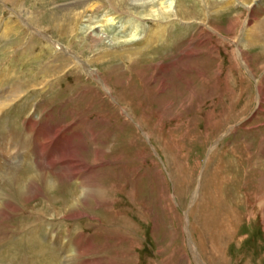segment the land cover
<instances>
[{
	"label": "rangeland",
	"instance_id": "obj_1",
	"mask_svg": "<svg viewBox=\"0 0 264 264\" xmlns=\"http://www.w3.org/2000/svg\"><path fill=\"white\" fill-rule=\"evenodd\" d=\"M81 1L85 0H0V74L10 84L22 82L14 101L5 103L9 107H4L0 130L7 132V124L23 128L37 106L44 116L39 120L34 114L27 123L37 131L35 151L24 159L30 170L26 183L42 170L66 175L53 194L55 205L46 206L38 196L24 206L14 202L17 212L11 209L4 215L0 211V264H25L23 257L26 264H63L65 251L56 245L66 247L60 244L65 235L70 240L80 232L84 240H90L96 253L93 258H100L102 264H201L191 238L206 264H264L262 214L250 224L243 203L244 193H260L258 180L264 181V169L254 166H264V102L263 109H258L260 90L264 92V0L248 1L253 11L240 43L246 10L232 7L229 0H179L187 9L183 19L149 17V12L134 11L129 5L120 10L114 26L87 30L85 22L72 35L63 31L64 20L58 25L49 19L50 12L59 10L61 17L64 5ZM99 1L129 4L136 0H94ZM209 9L220 13L208 23ZM99 11L94 21L102 20L107 12L114 16L112 10ZM22 16L28 18L29 27L21 24ZM236 19L237 30L232 27ZM153 29L160 32L151 38ZM254 29L263 37L257 43L245 42ZM36 30L50 34L96 68L119 103L83 77L80 68L79 72L73 65L67 68V62L61 63L68 58L76 65L74 59L39 38ZM133 33L135 42H129ZM193 36L195 42L188 49ZM118 37H126L127 42H117ZM238 49L246 55L251 71L242 63ZM125 50L128 57L123 56ZM53 63L54 67L58 63L65 66L56 78L43 71L46 64ZM44 74L50 78L48 85ZM63 124L73 126L71 134L67 127L58 129ZM47 137H52L53 150L47 153L49 162L41 163L37 139ZM62 140L66 142L64 151L58 146ZM7 160L0 156V162ZM91 176L95 180L92 199L86 205L78 199L85 193L82 180ZM224 177L233 179L231 186L218 195L211 189L203 194L206 181L219 185ZM4 182L5 177L0 179V193ZM246 182L249 188L244 186ZM235 191L243 194L233 198ZM219 196L226 208L232 205L242 218L232 228V211L228 228L218 227L217 209L224 208L216 205ZM2 198L6 199L5 192L4 201ZM201 208L210 210L208 216L212 211V225L198 221ZM33 211L42 215L41 223ZM34 227L36 231L29 232ZM54 231L59 236V242L53 241L56 245L51 243ZM25 253L28 255L23 256Z\"/></svg>",
	"mask_w": 264,
	"mask_h": 264
},
{
	"label": "bare ground",
	"instance_id": "obj_2",
	"mask_svg": "<svg viewBox=\"0 0 264 264\" xmlns=\"http://www.w3.org/2000/svg\"><path fill=\"white\" fill-rule=\"evenodd\" d=\"M87 0H85V1H81V2H71V4H68V5H64L61 9H60V11L62 12L61 14H62V16L61 17H58V11L59 10H55V13L53 12H50V15H49V19L51 20V21H54V22H56L57 21V23L56 24H58V25H60V21L62 22L63 20H64V27L62 28L63 29V31L65 32V33H67V32H69L68 34H74V32H75V30L76 29H78V28H81L82 27V25L85 23V22H87V25H86V27H85V29L87 28V30H94V29H96V28H101L102 30L104 29V28H109V26H114L115 25V22H116V18H118V17H120L121 16V12H120V10L122 9H124V8H126V9H129V5L132 7V9L134 10V11H141V10H143V12L144 13H146V12H149L150 14L148 15L149 17H163V18H169V19H173V18H184L183 17V13H185L184 11H186L187 9H186V5L185 4H183L184 2H179V0H176V1H170V0H164V1H159V0H136V1H133V2H130L129 4H126L125 2H100L99 1V3H97V2H94V0H93V2H86ZM157 1V2H156ZM186 1V0H185ZM204 1V0H203ZM248 1H250V0H243V2L241 1V0H229V2L231 3V4H236L235 2H240V3H242V4H245L246 6H247V8H250V6H248ZM160 2V3H159ZM228 2V3H229ZM14 4L15 3H17V4H21L20 2H13ZM54 4V3H53ZM62 5V4H61ZM190 5V4H189ZM188 5V6H189ZM209 5V4H208ZM110 6V7H109ZM207 6V5H206ZM214 6V5H213ZM208 7V6H207ZM110 8V9H109ZM148 8H150V11H147L148 10ZM252 8V11H253V6L251 7ZM20 9V8H19ZM102 9H104V10H112V11H114V16H110L109 14H108V12H107V15L106 16H103L102 17V20H96V21H94V15H96L97 17H98V15H99V13H100V11L99 10H101L102 11ZM124 11V10H123ZM209 13L207 12V14H208V23H209V18H212L213 17V15L214 14H216V13H220L219 11H216L215 9L214 10H212V9H209ZM131 12V11H130ZM136 12V13H137ZM111 13H113V12H111ZM140 13V12H139ZM139 13H137L138 15H139ZM126 14V13H125ZM186 14V13H185ZM60 15V14H59ZM127 15V14H126ZM126 15H124L125 17H126ZM252 15V14H251ZM117 16V17H116ZM134 16V15H133ZM185 16V15H184ZM135 18L136 19H140L138 16H135ZM20 19L22 20V21H20L21 22V24L22 25H24V26H27V27H29L30 25L28 24V22H29V20H28V18H26V17H24V16H22V17H20ZM148 19H150V18H148ZM71 20H72V22H71ZM204 21H206V19L204 20ZM59 22V23H58ZM250 22V21H249ZM205 23V22H204ZM263 23V22H262ZM81 24V25H80ZM239 24V21L236 19L234 22H233V28L234 29H236V27H237V25ZM260 24V23H259ZM62 25V24H61ZM161 25V24H160ZM159 24H158V26H160ZM164 25V24H163ZM239 26V25H238ZM77 27V28H76ZM60 28V27H59ZM232 28V31L234 30ZM238 28V27H237ZM253 28V27H252ZM251 28V29H252ZM262 28V27H261ZM85 29H82V30H85ZM159 29V28H158ZM161 29H162V31L164 30H166V27L165 26H163V27H161ZM21 30V29H20ZM86 30V31H87ZM237 30V29H236ZM257 30V29H256ZM124 31V30H123ZM152 31H154L153 32V34H152V36H150L149 35V37H151V38H153L154 36H157L158 34H159V32H160V30H159V32L157 31V29L156 30H152ZM85 32V31H84ZM107 32V31H106ZM135 32V31H134ZM236 32V31H235ZM244 32V31H243ZM252 32V33H251ZM16 33H19V31L18 30H16ZM37 33V32H36ZM126 33V32H125ZM47 34V33H46ZM136 33H133L132 34V36L130 35L129 37H131V39H130V41L129 42H135V41H133V40H135L136 39V36L137 35H135ZM139 34V33H138ZM38 36H40L41 34L39 33V34H37ZM48 35H50V34H48ZM209 36H211L210 34H208ZM51 36V35H50ZM76 36V35H75ZM77 36H79V35H77ZM76 36V37H77ZM263 37V35H262V33H256L255 32V29H254V31L253 30H249V37H248V34H247V39H245V42L247 41V42H251L250 44H252V43H257L259 40H260V37ZM208 37V36H207ZM252 37V38H251ZM113 38V37H112ZM115 39H116V37H114ZM126 37H123V38H121V37H118V39H117V42H120V43H123V44H125L127 41H126V39H125ZM264 38V37H263ZM52 39H54L53 37H52ZM107 39V38H106ZM114 39V40H115ZM251 39V40H250ZM102 41H101V43L103 44V42L105 43V39L103 40V39H101ZM46 42H48L47 40H45ZM258 45V44H257ZM53 47H55L56 48V50H59V52H66V51H64V50H61V49H64V47L63 48H61L60 46V44H57V45H55L54 46V44L52 45ZM59 46V47H58ZM244 47H245V45H244ZM105 49V48H104ZM245 49H247V48H245ZM105 54H106V50L105 51H103ZM238 52H239V55H240V57H241V59H242V63L247 67V69L249 70V71H251L250 70V68H249V63H248V60H246L245 59V56L246 55H244V53H242L241 51H240V49H238ZM70 51L68 50L67 51V53L65 54V55H67V56H69L70 58H73L70 54ZM122 53H123V56H129V52L128 51H122ZM137 53V52H136ZM246 53V52H245ZM57 54V53H56ZM57 56H58V54H57ZM54 58H57L56 56L54 57ZM124 58V57H123ZM104 59V58H103ZM99 60V59H98ZM53 61V60H52ZM52 61H50V62H52ZM55 62V61H54ZM64 62H67V68L70 66V65H73L74 67H75V69L77 70V71H79L80 69H81V71H82V68H81V64H79V63H76V65H74V63L73 62H71L68 58H63L62 60H61V63H64ZM85 62H87V61H85ZM56 63V62H55ZM88 63V62H87ZM248 64V65H247ZM54 63L53 64H51V65H48V64H46L44 67H43V71H49L50 72V74H51V77H55L56 78V76L57 75H60V73H61V71H63L64 69V65L62 64V65H60V63H58V65L56 66V67H54ZM80 68V69H79ZM61 69V70H60ZM63 69V70H62ZM72 70H73V68H72ZM43 73V72H42ZM72 72L70 71L69 72V74H71ZM73 73L76 75L77 74V72L75 71V70H73ZM42 76H43V74H41ZM78 75V74H77ZM44 76H46L45 77V81H48L47 83H46V85H48V84H50V78L49 77H47V75L46 74H44ZM54 78V79H55ZM14 79V78H13ZM4 81H5V79H4ZM21 82V81H20ZM22 83V82H21ZM20 83V84H21ZM44 83V82H43ZM42 83V84H43ZM20 84H14V85H16V86H14V85H11V86H9V87H7L6 85H5V83H1V87H0V102L3 100V103L1 102L0 103V112L1 111H3V109L4 110H6L8 107H9V105H6L5 103L6 102H8V101H10L11 99H12V97L13 96H15L16 95V93H18L19 92V90L22 88H20L19 86H20ZM13 86H14V88H13ZM50 86V85H49ZM99 87V86H98ZM109 87V86H108ZM46 88V87H45ZM100 88V87H99ZM101 89V91H102V88H100ZM103 92V91H102ZM262 89L260 90V96H259V107H258V109L259 110H261V109H263V104H262V102H264V94H262ZM264 93V92H263ZM115 95V94H114ZM116 96V95H115ZM117 98V97H116ZM15 99H16V97H15ZM118 99V98H117ZM13 101H14V99H12ZM118 102H119V100H118ZM5 106H7L6 107V109L4 108ZM128 115L129 116H131V114H129L128 113ZM28 123V122H27ZM146 125H148V124H146ZM27 126H28V130H26V133L28 134V136L30 137V138H32V136H31V133H35V131H37V127L35 128V127H33V126H30L29 124H27ZM28 131V132H27ZM26 133H24V135L26 134ZM36 134V133H35ZM22 135H23V132H22ZM24 140V146H23V148H22V151L25 153V156L28 158V155H29V153H27L28 152V145H29V141L30 140H27V139H23ZM21 144H22V141H21ZM34 144L36 145V139L34 140ZM16 145V139H14L13 140V138L7 133H5L4 131H2V130H0V149H2V153H0V156L2 157V155H4V156H6V158L8 159L7 160V162L6 161H4V162H6V163H3V162H0V179L2 178V179H4V177H5V182H4V186L3 187H1V193H0V211H4V215H6V211L7 210H14L13 209V207L15 206V203L17 202V203H21V205H26V204H28L30 201L32 202V201H34L35 199H37L38 198V196H42L43 198H44V200L46 201V206H53V205H55L56 203H57V200H56V198H54V193L58 190V188L60 187V186H62V183L64 182V180H63V177L64 176H66V175H63V177H61V175H58V174H56V173H53V172H50V171H47V170H42L41 171V175H39L38 174V177H36V178H34V179H30L29 180V183L30 184H27L26 183V179H27V176H28V174L30 173V170L26 167V163H25V160H22V158L18 161V160H16V156H17V154L16 155H14V149H15V146ZM51 145V144H50ZM58 146H59V148L61 149L62 148V151H64L65 149H66V142L64 141V140H62L61 142H59L58 143ZM58 149V148H57ZM52 150H53V148H52ZM22 151H20L19 152V154H18V157H21V153H22ZM35 151V146H34V150L32 151V152H34ZM1 152V151H0ZM47 153V152H46ZM45 153V154H46ZM28 154V155H27ZM47 156V155H46ZM52 156H56V153H54ZM16 157V158H15ZM5 158V157H4ZM3 158V159H4ZM26 158V159H27ZM108 163H113V162H107L106 164H108ZM106 164H103V166H105ZM5 166H7V167H5ZM102 166V167H103ZM220 166H222V165H220ZM254 166H256L259 170L261 169V171H263V169H264V166H261L260 164H258V163H256V165H254ZM5 167V168H4ZM12 167V168H11ZM101 167V165H100V168H102ZM8 168H10V169H8ZM96 168H97V166H96ZM224 168V167H223ZM222 168V169H223ZM7 169V170H6ZM10 170V171H9ZM250 170H252V167L250 168ZM10 174V177H8V175ZM220 175V174H219ZM235 175V174H234ZM7 176V177H6ZM211 177V176H210ZM231 177H233V176H231ZM235 177V176H234ZM217 178V177H216ZM218 178H220V177H218ZM222 178V177H221ZM206 179V178H205ZM209 179H211V178H209ZM234 179H236V178H234ZM238 179V178H237ZM207 180V179H206ZM3 181V180H2ZM94 178L91 176L90 177V179H86L85 181H83L82 180V182H83V188L85 189V193H82L81 194V196L79 197V202H82V200H85V202H83V203H87L89 200H91L92 199V197H91V189H92V185H93V183H94ZM209 181V180H208ZM235 181V180H234ZM237 181H239V180H236V182ZM204 182V181H203ZM221 182H222V184H221ZM184 183V182H183ZM206 183V185H204V187H203V194H209L208 192H207V190H213L214 192H216V194L217 193H221V191H223L229 184H230V186H231V184L233 183V179L231 178V179H229V178H223L222 179V181H220V183H219V185H218V183H212L211 185H209V183L206 181L205 182ZM248 182H246L245 184H244V186H246V187H248L246 184H247ZM258 185H257V187H258V189L260 190V193H258L257 191H251L250 192V190H249V192H245L244 194H245V196L243 197L244 199H245V201L243 202L244 203V205L246 204V209H247V211L246 212H244L245 213V218H247V220H248V222L250 223V224H252V221L256 218V217H258L260 214H262V223H263V225H264V181H263V179H260V180H258ZM29 185H30V188H29ZM64 185V184H63ZM86 186H88L89 188H88V191L86 190ZM92 186V187H91ZM209 187V188H208ZM216 187H217V190L215 191V189H216ZM6 188L8 189L7 191H6ZM208 188V189H207ZM243 188V187H242ZM245 188V187H244ZM243 188V189H244ZM249 188V187H248ZM239 189V188H238ZM258 189H256V190H258ZM235 190V189H234ZM241 190V189H240ZM245 191V190H244ZM3 192V193H2ZM4 192H5V198L6 199H3L4 201H2L1 200V197H3V194H4ZM15 193V194H14ZM34 193V194H33ZM239 194H243L242 192H236L235 191V194H233V198H237L238 199V195ZM205 195H204V197H205ZM211 195L213 196V193L211 192ZM218 195V194H217ZM51 196V197H50ZM243 196V195H242ZM220 197V196H219ZM218 197V199L219 200H217V202H219V204H216V205H220L219 206V208H222V206H226V202H224V203H222V197H220L219 198ZM207 198V197H206ZM203 199H205V198H203ZM221 199V200H220ZM11 200H12V202H11ZM206 200V199H205ZM208 200V199H207ZM223 200H226V199H223ZM212 201V200H211ZM254 203H253V202ZM15 202V203H14ZM252 202V203H251ZM211 203V202H210ZM238 203H240V202H238ZM198 204H200V203H198ZM207 204V203H206ZM253 204V206L254 207H252V208H254L255 210H251L252 208L250 207V205H252ZM87 205V204H86ZM215 205V204H214ZM240 205V204H239ZM242 205V204H241ZM203 206V205H202ZM224 206V208H222V209H217L218 210V212H217V218H215V219H217V220H220V223H219V226L218 227H221V228H223V229H225L226 228V224H227V220H228V217L230 216L231 217V214H230V211H232L233 213H235L234 215H235V217H231V220H230V223H231V228L232 227H234L235 225H233V224H236V223H238L240 220L242 221V218H241V216H238L239 215V212L237 211V209H235V207L234 208H232V205H230V204H227V208ZM199 207V206H198ZM207 207V206H206ZM210 210H212V207L211 208H209ZM208 209V211H207V209L206 210H204V209H202L201 208V213H202V215H204V217H205V219H204V217L201 215V213H200V217H199V220L198 221H204L205 223H206V225H207V223H210L211 225H212V218L214 217V216H212L213 215V213H212V211L209 213V216L207 215L208 214V212L210 211ZM14 211H18V210H14ZM204 211H207V212H204ZM224 212V213H223ZM33 213H34V216L36 217V218H38V221L41 223L42 221V215L38 212V214H37V212L36 211H33ZM220 213H221V217H220ZM215 214V213H214ZM228 214V215H227ZM0 215H1V213H0ZM59 214H57L56 213V216H58ZM81 215H82V213H81ZM81 215H78V217H80ZM227 215V216H226ZM210 217V218H209ZM244 217V216H243ZM220 218V219H219ZM79 220V219H78ZM257 220V219H256ZM196 221V220H195ZM197 221V222H198ZM51 222V221H50ZM197 222H195V224L197 223ZM52 223V222H51ZM203 224V223H202ZM205 225V224H204ZM41 227V226H40ZM204 228V227H203ZM228 228V227H227ZM226 228V229H227ZM29 229V228H28ZM27 229V230H28ZM32 229V228H31ZM31 229H29V232H35L36 231V227H34V229L33 230H31ZM39 230H41V229H39ZM211 230H212V227H211ZM26 231V230H25ZM210 231V230H209ZM29 232H27V233H29ZM225 232V231H224ZM211 233V232H210ZM232 233H233V231H232ZM236 233V230L234 231V233L233 234H235ZM224 234V233H223ZM228 234V233H227ZM227 234H226V236L224 237L225 239H227L228 238V236H227ZM55 235V236H54ZM54 237L52 238V241H56V242H59V236L56 234V231H54ZM211 235V234H210ZM66 237L64 238V239H62L60 242V244H62V245H64V244H67L66 245V247H62L61 249L59 248V246L58 245H56L57 247H58V249H60L61 251L62 250H64L65 252H64V254H66L67 255V260H66V264H102V261L100 260V258H93L94 256H95V254L96 253H93V250H94V248H93V246H91L90 247V244H89V242H90V240H84V238L83 237H85L84 235H83V233L82 232H80L79 233V235L77 234H75V235H72L71 237H70V240L68 239V235H65ZM30 238V237H29ZM34 238V237H33ZM36 238V237H35ZM191 238V237H190ZM67 239L69 240V242L67 241ZM219 239V238H218ZM217 239V240H218ZM224 239V240H225ZM29 240H32V239H29ZM84 240V241H83ZM83 241V242H82ZM190 241V240H189ZM82 242V243H81ZM33 242L31 241L30 242V244H32ZM190 243H191V247H192V249L194 250V255H195V258H196V254L197 253H199L198 254V257H199V259H200V262H201V264H206L205 262H204V260L202 259V256H201V254H200V252H199V250H198V248H197V246H196V244L193 242V240H192V238H191V241H190ZM35 246V245H34ZM37 246H38V244H37ZM32 248H33V245H32ZM35 248V247H34ZM40 248V247H39ZM39 250V249H38ZM201 250V249H200ZM36 251V250H35ZM198 251V252H197ZM1 252H3L2 251V249H1ZM37 252H39V251H37ZM36 252V253H37ZM96 252V251H95ZM133 252V250L131 251V253ZM204 252V251H203ZM214 252V251H213ZM219 251H217V253H218ZM33 253V252H32ZM30 254V253H29ZM3 255V254H2ZM1 255V256H2ZM28 254L27 253H25V254H23V256H27ZM31 255V254H30ZM71 255V257L70 258H68L69 256ZM203 255H204V253H203ZM56 256V255H55ZM54 256V257H55ZM100 256V255H99ZM205 256V255H204ZM24 258V259H23ZM22 259H23V261H24V263L26 264V260L27 259H25V257H23ZM205 258H206V260L208 261V262H212V259L211 258H209V256H205ZM33 259V258H32ZM0 260H1V258H0ZM3 260V259H2ZM35 260H33V262H34ZM45 261V260H44ZM197 261V260H196ZM46 262V261H45ZM58 262V261H57ZM31 263H32V260H31ZM198 263V262H197ZM34 264V263H33ZM52 264V263H51Z\"/></svg>",
	"mask_w": 264,
	"mask_h": 264
}]
</instances>
